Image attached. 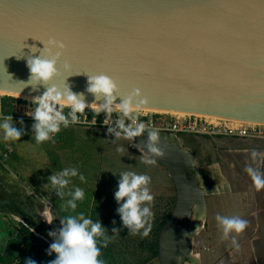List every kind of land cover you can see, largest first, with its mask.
Masks as SVG:
<instances>
[{
	"label": "water",
	"instance_id": "water-1",
	"mask_svg": "<svg viewBox=\"0 0 264 264\" xmlns=\"http://www.w3.org/2000/svg\"><path fill=\"white\" fill-rule=\"evenodd\" d=\"M49 39L66 45L62 76L52 83L68 77L89 104L103 101L85 91L88 76L104 74L121 95L139 89L144 109L264 124V0H0V92L33 98L45 91L24 83L27 59L40 56ZM160 136L162 157L137 147L166 170L175 189L158 261L200 264L192 253L206 217L198 166L176 135ZM143 140L146 134L130 141Z\"/></svg>",
	"mask_w": 264,
	"mask_h": 264
},
{
	"label": "rangeland",
	"instance_id": "rangeland-1",
	"mask_svg": "<svg viewBox=\"0 0 264 264\" xmlns=\"http://www.w3.org/2000/svg\"><path fill=\"white\" fill-rule=\"evenodd\" d=\"M8 97L11 96H0V114H11L14 122L22 119L26 134L18 141H4L0 132V160L4 163L17 162L13 167L23 175L21 186L26 189V184L32 185L38 197L47 199L45 188L51 169L61 171L76 167L84 175L86 182L81 183L78 177L73 178L69 188H83L86 203L82 205L83 201H78V211L68 209L64 213L66 216L83 212L93 221L100 219L103 226L109 229L111 240L107 247H101V258L105 264H159L158 255H152V246L157 248L162 223L175 201V189L166 170L157 162L145 164L143 161L150 158L136 147L131 150L130 140L109 135L108 126L97 125L100 117L92 115V110L88 108L85 109V115L78 114L80 123L62 128L54 137V142L50 140L37 144L31 132L33 120L28 115L35 105L31 100L11 97L14 101L5 99L2 107L3 98ZM64 111L67 112L68 108ZM147 114L151 116L154 113ZM116 115L114 112L112 116ZM15 126L21 127L19 123ZM176 136L180 144L193 155L198 166L200 185L205 191L206 218L202 229L194 235L192 253L198 256L199 263L206 264L210 261L207 260V255L210 257L214 249L220 251L221 246H235L232 243V238L235 237L240 246L235 250H241L240 255L247 254L248 264H264V189L257 191L245 171L251 165L264 174V141L198 135ZM118 148L123 151H117ZM5 150H10L8 153L11 154L4 156ZM253 150L259 154L256 161L251 157ZM125 170L151 177L150 190L154 200L150 207L154 219L147 236L142 234L143 230L132 234L126 228H121L114 192L117 189L118 174ZM68 198L66 196L62 201L65 202ZM55 200L60 202L61 199L52 196V201ZM217 214L225 217L239 216L248 221V226L244 232L230 233L225 239L223 229L215 219ZM59 220L52 218L53 222L49 225L51 230L59 227ZM113 220L116 221L115 225L112 224ZM25 225L9 213L0 214V255L4 258L8 256V253L5 254L8 246H18L22 250L21 257L11 258L10 262L6 257V262L1 260L0 264H24V253H29L25 257L35 260L36 264H48L55 259L54 253L49 256L46 252L53 239L30 230L27 223ZM113 227L121 229L117 233H111ZM237 255L236 258L239 257Z\"/></svg>",
	"mask_w": 264,
	"mask_h": 264
},
{
	"label": "clouds",
	"instance_id": "clouds-1",
	"mask_svg": "<svg viewBox=\"0 0 264 264\" xmlns=\"http://www.w3.org/2000/svg\"><path fill=\"white\" fill-rule=\"evenodd\" d=\"M43 44L44 48L40 52V56L27 59L30 75L27 83H24L25 87L31 85L33 91H38V87L41 85L45 88L41 95L32 98L31 102L35 107L30 114L28 113L33 120L31 132L34 134L37 144L50 140L54 142V137L62 128H68L70 125L78 123V114L85 115V109L90 108L96 117L101 113L105 114L103 123L108 126L109 135H113L115 138L123 137L127 140H134V138L146 134V140L135 144V146L146 149L153 157L164 155V150L160 146L159 130L139 119L141 108L147 104V99L142 98L139 89L121 95L116 81L111 77L104 74L88 76L85 91L92 94L95 101H103L102 103L89 104L86 102L83 92L72 91L66 83L68 77L64 78L61 84L52 83L54 79L62 76L58 64L66 45L56 39H49L46 44L44 42ZM70 67L67 62L63 64L64 71H69ZM8 77L9 80H12L11 75ZM117 97L121 98L119 104L115 103ZM65 108H68L67 112L64 111ZM114 112L117 114L116 119L109 126V120ZM16 123H19L21 127L17 128ZM23 123L22 119L14 122L12 115L0 114L2 139L4 141L20 140L26 134ZM117 151H123V149L118 148ZM251 157L253 161H256L259 154L253 150ZM143 162L151 165L155 161L154 159H145ZM245 171L257 191L264 189V174L251 165L247 166ZM118 176L114 198L118 205L116 213L120 217L121 228H126L132 234L143 230L142 234L147 236L151 231V221L154 219V213L150 207L154 200L150 190L151 177L131 170L122 171ZM76 177L81 183L86 182L84 175L79 173L76 167L64 168L48 176L50 186L57 197L61 200H64L66 196L69 197L65 200L64 207L73 212L78 208L77 202H82L85 198L83 188L79 186L69 188L73 183V178ZM215 219L222 227L225 239L230 233L244 232L248 226V221L239 216L225 217L217 214ZM45 220L48 224L53 222L50 217ZM112 224L115 225L116 221L113 220ZM121 228L113 227L111 233H117ZM108 233L109 229L103 226L100 219L93 221L83 212L62 217L59 220V227L48 232V236L53 239V242L46 252L49 256L55 254V259L50 260L48 264H105L101 258V247L108 246L111 240ZM183 235L187 236L189 233H183ZM232 243L237 249L239 248L235 237L232 238ZM24 264H36V261L26 258Z\"/></svg>",
	"mask_w": 264,
	"mask_h": 264
},
{
	"label": "crops",
	"instance_id": "crops-1",
	"mask_svg": "<svg viewBox=\"0 0 264 264\" xmlns=\"http://www.w3.org/2000/svg\"><path fill=\"white\" fill-rule=\"evenodd\" d=\"M19 110H21V108H19ZM9 151L10 150H5L4 156H9L11 154V153H8ZM40 158L43 160L42 155H40ZM15 159L17 160V158ZM47 160L49 159L47 158ZM16 163H14L13 161L11 162L5 161L4 168L7 170L5 171L4 174L3 173L0 174V198H5L6 201H11L10 199L19 197L18 195H20V197H22L23 199H27L26 202L31 203V205L33 206V212H35L36 215L34 217L32 216L33 219L31 221H25V224L27 223L29 225L30 230L40 229L42 230V232H40L39 234L48 235V232L51 230L49 225L51 224H48L45 219L49 217L51 219L52 218L61 219L63 216H65L66 213L64 212L66 209L64 207V202L62 200H60V202H57V200L52 201V196L54 198L55 196L57 197V195L55 194V191L50 186L49 181L47 183V188H45V193L48 194L47 199L43 197H38L36 195L35 190L32 189V185L30 186L29 184L28 185L26 184L27 188L24 189L25 187L21 186L22 184H20V183H23L21 182V179H23V175L22 173H20L18 169H15V167H13ZM56 172H59V171L51 169L49 174L56 173ZM85 203H86V199L83 200L82 205H85ZM6 206L8 207L9 205H6ZM13 206H15L14 203H13ZM76 211L78 210L76 209ZM3 213H9L12 217H16V214L11 209L5 208L4 206L3 207L0 206V214H3ZM45 213H47V216H45ZM34 221L36 225H34L35 223L32 225ZM35 231L37 232V230ZM235 248H236L235 246H221L220 251L214 249L212 252L213 254L210 253L211 254L209 255L210 257H208L207 255L206 258H208L207 260H210V261L207 262L206 264H216V263L218 264H243L241 262H244V264H248V262L246 261L247 254L240 255L241 250L238 251V250H235ZM236 254H238L239 257L236 258L235 257Z\"/></svg>",
	"mask_w": 264,
	"mask_h": 264
},
{
	"label": "built area",
	"instance_id": "built-area-1",
	"mask_svg": "<svg viewBox=\"0 0 264 264\" xmlns=\"http://www.w3.org/2000/svg\"><path fill=\"white\" fill-rule=\"evenodd\" d=\"M147 113L148 112L140 111L139 119L144 121L146 124H149L151 127L158 129L160 132H168L178 136L198 135L204 137H227L233 139L240 138L264 141V124L243 123L239 126H232L225 121L214 124L203 116L187 115L177 118L175 116H165L160 114L148 116ZM98 117H100V121H97L98 123L96 124L103 126L105 115L101 113ZM115 119L116 116H112L111 120H109V126L114 123ZM135 147L136 146L131 142V150Z\"/></svg>",
	"mask_w": 264,
	"mask_h": 264
},
{
	"label": "flooded vegetation",
	"instance_id": "flooded-vegetation-1",
	"mask_svg": "<svg viewBox=\"0 0 264 264\" xmlns=\"http://www.w3.org/2000/svg\"><path fill=\"white\" fill-rule=\"evenodd\" d=\"M4 167H5L4 161L0 160V174L1 173L4 174L5 171L7 170ZM18 196L19 197L13 199L9 198L11 201H6L5 198H0V206L2 207L4 206L5 208L11 209L16 214L17 218L21 219L22 221L24 220L23 224L25 225V221H31L33 219L32 216L34 217L36 213L33 212V206L31 205V203L26 202L27 199H23L22 197H20V195ZM13 203L15 206H13ZM5 204L9 206L7 207ZM34 223L35 221L32 223V225ZM34 225H36V223ZM25 226L28 227L27 225ZM35 230H37L38 233L42 232V230L40 229H35Z\"/></svg>",
	"mask_w": 264,
	"mask_h": 264
},
{
	"label": "bare ground",
	"instance_id": "bare-ground-1",
	"mask_svg": "<svg viewBox=\"0 0 264 264\" xmlns=\"http://www.w3.org/2000/svg\"><path fill=\"white\" fill-rule=\"evenodd\" d=\"M5 94L0 92V96H4ZM16 97V96H15ZM16 98H21V99H25V100H32V98L29 97H16ZM90 109V108H88ZM27 112H30L29 109L26 110ZM141 111L144 112H148V113H154V114H160V115H165V116H175L177 118L183 117V116H187V115H191L189 113H184V112H175V111H168V110H158V109H144L141 108ZM196 116H203L205 117L208 121L217 124L221 121H225L228 124L232 125V126H239L243 123L245 124H260V123H251V122H243V121H239V120H229V119H225V118H219L216 116H207V115H199V114H195Z\"/></svg>",
	"mask_w": 264,
	"mask_h": 264
},
{
	"label": "trees",
	"instance_id": "trees-1",
	"mask_svg": "<svg viewBox=\"0 0 264 264\" xmlns=\"http://www.w3.org/2000/svg\"><path fill=\"white\" fill-rule=\"evenodd\" d=\"M4 100V102L2 103V107L4 106V104H5V99H7V100H10V101H14V98H11V97H8V98H3ZM6 113H11V112H8V111H6ZM5 113V114H6ZM87 114V113H86ZM91 114L92 115H95V113L92 111L91 112ZM9 115H11V114H9ZM164 223V222H163ZM163 223H162V225H163ZM162 227V226H161ZM24 229H26V228H24ZM152 255L153 256H157L158 254H157V248H156V246H152ZM22 252V250L21 249H19L18 248V246H8L7 247V249L5 250V254L6 253H8L7 255L8 256H5V254H4V256H5V258L6 257H8V262H10V260H12L11 258H18V257H21V253ZM30 253H33V252H31L30 251ZM25 255H27V257H28V255H29V253H27V254H23V256H22V258H23V261H25V259H26V257H25ZM4 257H2L1 255H0V261L2 260V262L3 261H5L6 259H5ZM6 262V261H5Z\"/></svg>",
	"mask_w": 264,
	"mask_h": 264
}]
</instances>
